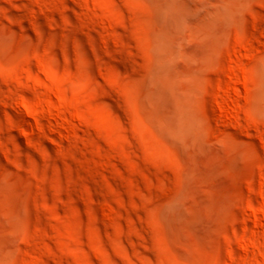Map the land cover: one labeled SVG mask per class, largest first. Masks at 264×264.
I'll list each match as a JSON object with an SVG mask.
<instances>
[{"label":"rangeland","instance_id":"374dc122","mask_svg":"<svg viewBox=\"0 0 264 264\" xmlns=\"http://www.w3.org/2000/svg\"><path fill=\"white\" fill-rule=\"evenodd\" d=\"M0 264H264V0H0Z\"/></svg>","mask_w":264,"mask_h":264},{"label":"bare ground","instance_id":"6f19581e","mask_svg":"<svg viewBox=\"0 0 264 264\" xmlns=\"http://www.w3.org/2000/svg\"><path fill=\"white\" fill-rule=\"evenodd\" d=\"M259 208V207H258ZM256 211V210H255ZM258 212V211H257ZM261 212V211H260ZM259 214V213H258ZM260 216V215H259ZM254 217H256V216H254Z\"/></svg>","mask_w":264,"mask_h":264}]
</instances>
